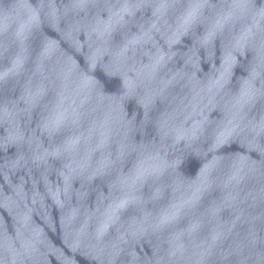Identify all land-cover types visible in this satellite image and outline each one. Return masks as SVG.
Here are the masks:
<instances>
[{
	"label": "water",
	"instance_id": "water-1",
	"mask_svg": "<svg viewBox=\"0 0 264 264\" xmlns=\"http://www.w3.org/2000/svg\"><path fill=\"white\" fill-rule=\"evenodd\" d=\"M0 264H264V0H0Z\"/></svg>",
	"mask_w": 264,
	"mask_h": 264
}]
</instances>
